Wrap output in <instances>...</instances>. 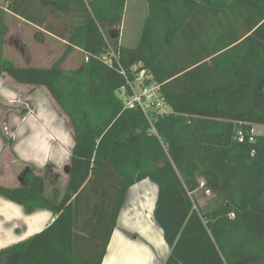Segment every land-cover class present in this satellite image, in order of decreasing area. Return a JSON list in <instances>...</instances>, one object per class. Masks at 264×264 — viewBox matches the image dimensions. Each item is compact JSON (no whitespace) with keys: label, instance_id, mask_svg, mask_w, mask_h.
<instances>
[{"label":"trees","instance_id":"16d2710c","mask_svg":"<svg viewBox=\"0 0 264 264\" xmlns=\"http://www.w3.org/2000/svg\"><path fill=\"white\" fill-rule=\"evenodd\" d=\"M127 1L8 0L68 52L89 56L76 69L19 66L5 56L9 12L0 8V76L45 87L75 139L61 198L45 193L35 167L23 186L0 185L27 211L55 215L43 231L0 249V264H102L129 189L147 178L159 186L154 217L171 247L164 264H264V135L250 140L253 125H264V0H147L134 47L120 41ZM109 47L125 69L142 62L162 84L173 113L156 121L161 140L142 112L123 109L124 78L103 60ZM199 189L218 206L198 208Z\"/></svg>","mask_w":264,"mask_h":264},{"label":"crops","instance_id":"0c3cea01","mask_svg":"<svg viewBox=\"0 0 264 264\" xmlns=\"http://www.w3.org/2000/svg\"><path fill=\"white\" fill-rule=\"evenodd\" d=\"M7 7L8 0H0V8L9 12L5 21L7 25L5 40L15 36L14 32L20 37L26 36L28 31H34V34H40L36 35V39L41 37L51 38V41H65L46 30L44 26L13 13ZM44 17L50 20L49 17ZM258 127L262 128L260 132H256L259 131ZM253 128L256 134L264 135V125L254 124ZM69 132L74 135L69 118L45 87L18 83L8 75L0 76L1 186L10 188L23 186V173L31 167H35L37 175L43 177L44 189L47 188L46 179L51 178L50 174H58L61 171L58 165H62L61 169L69 175L71 151L75 143L74 139L70 149L66 148ZM5 137L11 138L12 144L7 143ZM66 138L67 141L62 143L61 141H65ZM62 147L61 155H55L54 149ZM44 152L46 155L51 153L56 162H46V155L42 157ZM15 163L20 166L17 173L11 167ZM49 164L53 167L48 168ZM49 183L53 185L51 180ZM54 190L48 193L45 189V193L51 196ZM158 193V184L149 178L129 189L102 264L166 262L171 247L165 240L162 227L154 217ZM62 195L60 193L59 198ZM53 219L55 215L50 209L37 208L29 212L25 205L0 193V249L43 231Z\"/></svg>","mask_w":264,"mask_h":264},{"label":"rangeland","instance_id":"374dc122","mask_svg":"<svg viewBox=\"0 0 264 264\" xmlns=\"http://www.w3.org/2000/svg\"><path fill=\"white\" fill-rule=\"evenodd\" d=\"M149 7L147 0H128L124 12L123 22L121 26L120 41L122 45L128 47H134L138 44L139 38L142 34V29L145 24V19L148 15ZM14 32L13 37L5 40V50L6 56L12 59L19 66H38V67H48L61 62V65L65 68L76 69L82 65L83 59L86 60V55L83 54V50L75 48L72 51H67V43L64 41H51L48 38H38L34 31H28L26 36L17 37ZM40 35V34H39ZM259 131L262 130L258 127ZM67 138L62 140L65 143ZM74 141V135L69 132V141L65 143L67 149H70L72 142ZM58 143V142H57ZM62 148L54 149V153L61 155ZM46 152L42 154L44 158ZM11 161V159H9ZM46 162H56L55 159L51 157V153H48L45 158ZM51 160V161H50ZM60 170L58 174L51 175L46 179L47 188L46 191L51 193L53 189L58 190L61 194H64L66 185L68 182V173L63 169V166L58 165ZM62 166V167H61ZM12 170L17 173L20 166L13 164ZM51 180L52 184L49 183ZM15 182V181H12ZM193 201L198 208L203 210H211L218 206L219 201L215 195L211 194L209 191L199 189L192 195Z\"/></svg>","mask_w":264,"mask_h":264},{"label":"built area","instance_id":"2783aa9c","mask_svg":"<svg viewBox=\"0 0 264 264\" xmlns=\"http://www.w3.org/2000/svg\"><path fill=\"white\" fill-rule=\"evenodd\" d=\"M85 59L89 61V56L86 55ZM103 60L110 66L118 68L124 78L123 85L117 90V96L123 103V109L142 112L149 123V133L155 134L161 140L156 121L173 113V108L162 91V84L156 80L153 72L142 62L133 65L130 69H125L121 64L118 52L112 47H109ZM255 134L252 127L251 141L254 140ZM244 138L245 133L240 129L237 132V139L242 142Z\"/></svg>","mask_w":264,"mask_h":264}]
</instances>
